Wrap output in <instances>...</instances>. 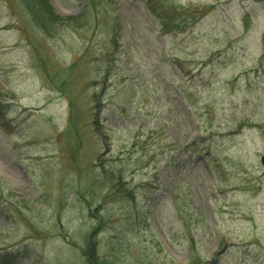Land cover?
<instances>
[{
  "label": "rangeland",
  "instance_id": "obj_1",
  "mask_svg": "<svg viewBox=\"0 0 264 264\" xmlns=\"http://www.w3.org/2000/svg\"><path fill=\"white\" fill-rule=\"evenodd\" d=\"M162 1L207 12L103 0L114 47L0 0V264H85L93 229L109 264H264V0Z\"/></svg>",
  "mask_w": 264,
  "mask_h": 264
},
{
  "label": "trees",
  "instance_id": "obj_2",
  "mask_svg": "<svg viewBox=\"0 0 264 264\" xmlns=\"http://www.w3.org/2000/svg\"><path fill=\"white\" fill-rule=\"evenodd\" d=\"M26 6V11L32 16L34 23L42 31L49 36L56 35L60 30L66 27H72L79 29L84 27L87 23L104 24L111 32L110 43L112 46H117L118 39L120 38V31L122 30V24L119 20L117 10L113 11L109 17H104V10L107 7L102 2L103 0H85L87 2L86 8L82 13L77 16H61L59 15L50 0H23ZM157 0H144L148 9L153 16L158 20L160 29L163 34L169 32L180 31L188 25L186 22H190L191 25L197 23L203 16L206 15L207 9L199 7L183 8L173 5H166L162 1V6L155 2ZM183 8V9H182ZM169 12L170 14H168ZM181 13L187 15L186 19L181 20L177 16ZM172 18V20H171ZM97 229H93L89 233L86 245L83 249L85 256V264H109L106 259L101 258L99 255L97 246L99 243L95 241V234Z\"/></svg>",
  "mask_w": 264,
  "mask_h": 264
},
{
  "label": "water",
  "instance_id": "obj_3",
  "mask_svg": "<svg viewBox=\"0 0 264 264\" xmlns=\"http://www.w3.org/2000/svg\"><path fill=\"white\" fill-rule=\"evenodd\" d=\"M261 162H262V164L264 166V156L261 157Z\"/></svg>",
  "mask_w": 264,
  "mask_h": 264
}]
</instances>
